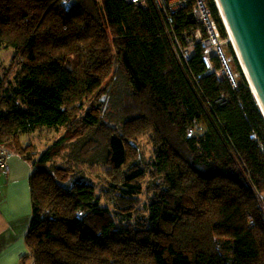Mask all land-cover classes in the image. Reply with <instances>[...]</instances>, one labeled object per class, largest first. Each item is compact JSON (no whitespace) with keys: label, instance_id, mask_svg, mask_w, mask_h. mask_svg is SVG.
<instances>
[{"label":"trees","instance_id":"16d2710c","mask_svg":"<svg viewBox=\"0 0 264 264\" xmlns=\"http://www.w3.org/2000/svg\"><path fill=\"white\" fill-rule=\"evenodd\" d=\"M194 9L0 0V47L13 50L0 144L34 165L21 264H264V116L243 75L234 89L205 74L200 43L179 61L171 34L201 27ZM119 76L115 126L101 97ZM45 130L62 132L42 150L21 142ZM101 169L98 191L87 179Z\"/></svg>","mask_w":264,"mask_h":264},{"label":"built area","instance_id":"2783aa9c","mask_svg":"<svg viewBox=\"0 0 264 264\" xmlns=\"http://www.w3.org/2000/svg\"><path fill=\"white\" fill-rule=\"evenodd\" d=\"M128 3H133L137 6L147 7L149 2L155 3V6L161 10H176L185 6L186 0H125ZM211 0H194L195 3V16L199 21L201 27L192 31L191 33L184 32L183 36H178L175 33L171 34L173 46L176 55L180 62L187 60L193 54L196 46L200 43L205 47L203 58L208 65L205 74H215L220 80H227L232 88H237L239 84V77L241 72L233 69L232 63L237 58L239 64L243 69L236 48L230 45L229 37L223 36L218 19L214 16L213 8L210 3ZM217 9L220 10L217 0H212ZM62 4L67 8L76 4V0H62ZM226 46L233 50V54L226 52ZM213 58H217L219 66L213 62ZM223 100V99H221ZM10 150L0 144V172L9 173L10 165L8 157ZM264 211V208H263Z\"/></svg>","mask_w":264,"mask_h":264},{"label":"crops","instance_id":"0c3cea01","mask_svg":"<svg viewBox=\"0 0 264 264\" xmlns=\"http://www.w3.org/2000/svg\"><path fill=\"white\" fill-rule=\"evenodd\" d=\"M47 132L53 130L25 134L21 142L31 140L42 150L50 144L48 138H53ZM8 162L10 172H0V264H21L22 256L28 251L25 237L32 213L30 178L34 165L15 151L9 155Z\"/></svg>","mask_w":264,"mask_h":264},{"label":"water","instance_id":"95a60500","mask_svg":"<svg viewBox=\"0 0 264 264\" xmlns=\"http://www.w3.org/2000/svg\"><path fill=\"white\" fill-rule=\"evenodd\" d=\"M264 114V0H217ZM228 28V27H227ZM229 31V29H228Z\"/></svg>","mask_w":264,"mask_h":264},{"label":"rangeland","instance_id":"374dc122","mask_svg":"<svg viewBox=\"0 0 264 264\" xmlns=\"http://www.w3.org/2000/svg\"><path fill=\"white\" fill-rule=\"evenodd\" d=\"M225 48L227 51L229 50V48L227 46ZM12 52H13L12 48L0 47V67L1 68L3 66L5 67L9 63ZM101 101H102V103L105 102L104 107H105L106 113H104V114L106 115V117L109 118V120L112 124H115V126H117V123L115 122V120L117 121V119H120L119 116H116L118 109H119L120 105L126 104L128 101V89H127V85L125 83V80L122 76L117 77L115 79V81L112 82L109 91L101 97ZM119 121H121V119ZM61 132L62 131H60V132L53 131V132H49V133L47 132L48 134H50V133L53 134V138H52V136L50 138H48V142L52 143V141L54 139H56L58 136H60ZM30 137L31 136H29L28 138H30ZM137 137H138V141H139L141 150L145 155V159L151 158L152 153H153V147H152V144L149 142L148 135L140 134ZM28 138L26 137L24 140H27ZM33 138L35 140H37V136H33ZM45 146H44V148H45ZM77 158H83V157L78 156ZM98 173H100V174H99V177L97 178V180H96V177H91L87 180L95 183L98 191H102V190H104V188L106 186V183H105L104 178H103L102 169L100 171H98Z\"/></svg>","mask_w":264,"mask_h":264},{"label":"clouds","instance_id":"9594fccd","mask_svg":"<svg viewBox=\"0 0 264 264\" xmlns=\"http://www.w3.org/2000/svg\"><path fill=\"white\" fill-rule=\"evenodd\" d=\"M218 2V1H217ZM215 4V3H214ZM218 5H219V3H218ZM215 7H216V9H217V6L215 5ZM219 8H220V6H219ZM217 11H218V16H219V19H218V21H219V23H220V21H221V23H222V25H223V27H224V30H225V32H226V36H224L225 38L227 37V36H229V31H228V28H227V26H226V23H225V21H224V16H223V14H222V11H221V9L219 10V9H217ZM221 28V27H220ZM230 45H234V43L232 42V41H230ZM235 46V45H234ZM228 47V46H227ZM229 48V50L227 51L226 50V52L228 53V54H231V55H234L233 54V48L231 49V46L230 47H228ZM235 48H236V46H235ZM236 51H237V49H236ZM237 54H238V51H237ZM238 56H239V54H238ZM239 59H240V61H241V64H242V66H243V69L241 68V66H240V64H239V60H237V58L234 60V62H236L237 63V67H238V69L237 70H235V68H234V62L232 63V67H233V69L235 70V71H237V72H241L242 73V75L244 76V78L246 79V81L248 82V85H249V87H250V89H251V85H250V81H249V79L247 78V75H246V73H245V71H244V65H243V63H242V60H241V58H240V56H239ZM246 70V69H245ZM251 91H252V89H251ZM252 93H253V91H252ZM254 97H255V95H254ZM255 99H256V97H255ZM256 101H257V99H256ZM257 104H258V101H257ZM258 106H259V104H258ZM259 108H260V106H259ZM260 110H261V108H260ZM262 112V111H261ZM262 114H263V112H262ZM263 116H264V114H263ZM2 145V144H1ZM10 152H12L11 150H10ZM11 154V153H10Z\"/></svg>","mask_w":264,"mask_h":264},{"label":"bare ground","instance_id":"6f19581e","mask_svg":"<svg viewBox=\"0 0 264 264\" xmlns=\"http://www.w3.org/2000/svg\"><path fill=\"white\" fill-rule=\"evenodd\" d=\"M222 14H223V16H224V21H225V23H226V26L228 27V29H229V41H232L233 43H234V45L236 46V49H237V51H238V54L240 55V52H239V50H238V47H237V45H236V42H235V40H234V37H233V35H232V32H231V30H230V28H229V25H228V23H227V20H226V17H225V15H224V13H223V11H222ZM241 56V55H240ZM242 63H243V61H242ZM243 65H244V63H243ZM244 71H245V73H246V75H247V78L248 79H250V77H249V74H248V72L245 70V65H244ZM250 81H251V79H250ZM250 85H251V89L254 91V93H256V90H255V87L253 86V84H252V82L250 83Z\"/></svg>","mask_w":264,"mask_h":264}]
</instances>
